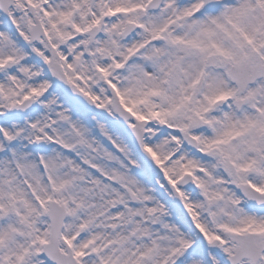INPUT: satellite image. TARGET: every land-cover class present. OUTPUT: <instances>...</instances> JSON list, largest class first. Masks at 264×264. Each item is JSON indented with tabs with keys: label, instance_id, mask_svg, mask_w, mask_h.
Segmentation results:
<instances>
[{
	"label": "snow or ice",
	"instance_id": "obj_1",
	"mask_svg": "<svg viewBox=\"0 0 264 264\" xmlns=\"http://www.w3.org/2000/svg\"><path fill=\"white\" fill-rule=\"evenodd\" d=\"M0 264H264V0H0Z\"/></svg>",
	"mask_w": 264,
	"mask_h": 264
}]
</instances>
